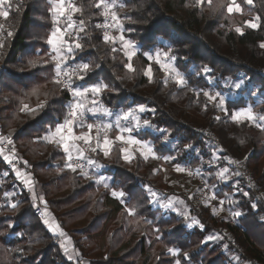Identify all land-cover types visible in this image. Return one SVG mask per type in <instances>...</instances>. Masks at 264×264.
Segmentation results:
<instances>
[{
	"label": "trees",
	"instance_id": "1",
	"mask_svg": "<svg viewBox=\"0 0 264 264\" xmlns=\"http://www.w3.org/2000/svg\"><path fill=\"white\" fill-rule=\"evenodd\" d=\"M52 1L9 0L8 17H0V121L6 133L13 130L20 170L36 189L42 188L40 197L35 192L37 203L47 211L49 222L57 221L70 237L74 257L56 241L49 222L35 216L32 192L24 189L15 172L7 170L3 154L0 264H264V167L260 169L258 159L264 155V132L250 122L231 120L234 110L252 104V97L248 103L240 92L237 99L227 98L228 108L218 115L216 105L203 95L210 89L222 94L221 82L227 80L233 82L231 89L244 81L250 86L256 82L261 88L259 96L264 93V48L260 47L264 43V0H253L251 5L236 0L243 14L248 11L261 18L258 28H246L242 35L220 26H229L224 15L213 13L221 0H211V4L203 0L200 5L196 0H114L124 37L138 48L132 72L125 67L124 52L111 50L120 49L121 43H105L102 29L95 26L104 20L101 9L94 7L97 0H73L83 10L74 13L73 20L85 22V31L79 33L84 47L75 49L74 59L67 64L91 65L83 80L73 78V86L108 85L97 99L111 113L136 114L142 106L145 110L138 116L148 125L137 136L154 143L156 158L147 160L137 156L126 161L117 144L107 158L96 152L91 158L108 167L101 172L106 179L101 184L71 171L63 147L45 140L50 129L65 121L72 103L70 93L54 83L55 61L47 43L53 24ZM235 18L243 22L245 17ZM160 39L169 43L177 70L185 77L184 86L165 83L159 65L147 59L157 46L165 48L166 43L157 44ZM149 65L152 82L145 75ZM205 67L210 69L211 83ZM250 86L241 91L248 93ZM25 104L36 111L25 109ZM89 121L94 118L90 116ZM165 135L170 139L167 142ZM216 152L217 158L213 156ZM165 157L173 162H164ZM212 159H218L222 167L233 165L239 173L235 179L238 189L234 184L231 188L238 194L231 195L229 189L225 197L224 186L216 191L223 199H238L236 207L235 203L227 205L241 213L236 216L238 226L217 222L208 208L192 205L191 199L187 201L190 217L197 220L192 227L184 217L152 206L147 191L162 193L169 188L163 166H192L208 172L206 163ZM238 161L243 163L241 170ZM245 167L253 172L249 182L242 175ZM104 184L110 189L100 186ZM113 191L125 193V206L135 209L133 215ZM174 195L183 198L182 193ZM210 235L223 239L207 242Z\"/></svg>",
	"mask_w": 264,
	"mask_h": 264
},
{
	"label": "snow or ice",
	"instance_id": "2",
	"mask_svg": "<svg viewBox=\"0 0 264 264\" xmlns=\"http://www.w3.org/2000/svg\"><path fill=\"white\" fill-rule=\"evenodd\" d=\"M209 4H211V0H208ZM245 2L249 5L253 3V0H245ZM203 3V0H196V4L200 5ZM9 4V0H0V17L7 18L9 15L8 9L5 8V5ZM95 8L101 9V15L105 17V22L103 24H97L95 25L97 28H104L106 31L103 35V40L105 43H112L113 45L116 44L117 40L121 43V48L117 49L116 47H113L111 50L113 52H117L118 50H122L124 52V55L127 58L128 63L125 65L127 70L129 72L134 71L132 65V59L137 54L136 53V46L134 43L130 40H126L123 35V28L121 25L120 17L117 15V11L115 10L117 8V5L114 3V0H97V2L94 5ZM219 7L224 8L225 4L223 3V0H221V3L219 4ZM227 12L229 14L236 12L241 13L242 9L241 6L236 2V0H230V3L227 4ZM82 8L76 6L73 3V0H55V4L53 7V15L55 20L58 22L61 17H64L67 26L61 30L59 27H57L52 33L51 37L48 39L47 43L52 46V50L55 53V55L52 57V59L55 61V72L56 76L54 78V83L58 85H62L64 88L68 89L74 98H80L76 99L72 104L69 105V111L67 114V117L63 124H58L54 130V132L50 129V136L45 137L49 140V142H57L62 147L64 152L67 156V167L71 169V171L76 172L77 169H80L82 174L85 176V178H89L88 172L85 171V163H82L81 161L86 160L87 165L96 166V161L92 159L91 157H85V151L95 152L97 147H100L101 143L103 145V153L105 157L109 155L110 152V145L112 144V141L110 140L108 136V132L112 129L113 125L111 124H103L98 125L94 123H87L84 119L85 114L87 112H91L93 115L97 114L99 111H101V106L99 102L95 99L96 96H98L102 91L106 90L108 88V85L100 83L96 85H92L83 89L80 88H73L72 86V77L75 76L76 78L83 80L84 76L87 74L88 71L91 69V65L88 63H80L77 64L75 67H69L64 68L63 65L67 63L68 59H74V50L75 49H82L84 45L81 43V37L79 36V33L85 31V22L83 20H80L79 23L73 21V14L77 12H82ZM261 18L259 16L255 17V21H259ZM255 21H247L245 22L247 27L249 28H258L259 24ZM2 27V26H0ZM71 29L72 31H69ZM108 29H113L118 32H120L119 37L113 36L109 34ZM237 33H240L241 35L242 30L240 27H237L236 29ZM9 36L12 35L11 32L8 33ZM0 47H3V44L0 43ZM261 48H264V43L260 45ZM164 56L168 59H171L167 56V53L164 54ZM147 59L149 61L155 59V62L160 65V68L166 73V80L165 83H167V77L170 75V78L178 85V86H184L186 84V81L184 77L180 74L179 71H177L175 68H173L170 64L162 61L161 54L156 53L155 57L148 56ZM205 73L209 72L210 69L205 67L203 69ZM145 75L148 76L149 82H152V74H151V65L147 68L145 71ZM240 85L237 84L236 87L238 88ZM88 93L92 94V98L88 97ZM33 94H37V90H34ZM199 95V93H197ZM203 95L207 98L209 102H214L217 100V97L220 96L219 93L212 94L207 91L203 92ZM85 101H88L91 104V107H87ZM219 105L223 107L224 100L223 98L219 99ZM37 107H43L42 104H38ZM205 105V109H206ZM25 109H28V105H24ZM29 111H36V109H28ZM145 109L141 106L139 108V111H144ZM103 114L110 115V111L107 108L102 109ZM130 118L135 119L133 112H125L123 113L121 119L123 120H129ZM219 119V117H217ZM231 119L234 122L241 123V122H252L254 123L258 128H260L262 131H264V124L260 123L264 121V114H257L253 111L251 107H248L246 109L236 111L231 115ZM145 125H148V121H144ZM139 125V122L137 121V126ZM86 128V132H81L79 134L75 133V128ZM116 127L120 130V135H117L115 137V140L122 142L125 145H141L142 147L147 148V151L150 153L151 148L147 145H142V142L132 138L131 136L125 138L123 133H131L132 128H129L127 126H121L119 124V121H117ZM93 129L96 130V137L95 142L96 146H92V140L94 139L92 136ZM59 138L58 140L56 138ZM5 141H7L8 144H12L13 141L8 139L7 137H0V144H3ZM83 142V145L87 146V149L82 148L79 144L76 142ZM73 149L75 150L76 156L75 159L73 157ZM125 153L124 159L126 161L130 162V156L131 152L129 151V148H123L121 149ZM5 152V149L3 147H0V155H3ZM141 155H144L143 152H141ZM156 158V157H154ZM5 159L8 160L9 163H11V160L8 158V156H5ZM165 160H169L171 158L165 157ZM176 170L178 172L184 171V169L177 166ZM228 169H223L219 175L221 178H224L225 173H227ZM239 175V173H237ZM105 187H108L107 184L104 185ZM115 197H124L125 193L123 191H113L112 193ZM152 195H155V193H152ZM244 195H248L247 193H244ZM213 199L215 197H212ZM223 201H221V204ZM165 207H168L170 205H163ZM13 208L16 207V205H12ZM255 207V205H253ZM135 209H129V214H134ZM235 216L241 215L240 212H235ZM45 223H48L46 220ZM52 231H57L59 228V225L50 226ZM61 236L64 235L63 232L59 233ZM172 255H177V251L175 249H169L168 250ZM176 264H179V261L176 262Z\"/></svg>",
	"mask_w": 264,
	"mask_h": 264
},
{
	"label": "rangeland",
	"instance_id": "3",
	"mask_svg": "<svg viewBox=\"0 0 264 264\" xmlns=\"http://www.w3.org/2000/svg\"><path fill=\"white\" fill-rule=\"evenodd\" d=\"M226 6H227V4H225L224 8H221V7L219 8V4H216L215 5L216 8H214V10H213V13H215L216 15L217 14L224 15V18H227L229 20V26H226L224 24L220 25L223 30H234V31H236L235 29L237 27H240L242 32H244V30L246 28H249V27H247L245 22H247V21H255V17L256 16L254 14L251 15V13L248 12V11L245 12L244 14H243V12H241V13L233 12V13L229 14L227 12V7ZM207 13H209V11H207ZM242 15H244V17H245L243 22H241L240 19L235 18V16H242ZM103 18H104V16H103ZM255 22H257V21H255ZM221 23H222V21H221ZM54 25H55L54 26V30L57 27H59L61 30H63L67 26V22H66L64 17H61L58 22L54 18ZM121 25H123V22H121ZM70 30L71 29H69V31ZM117 35H118L117 37H119L120 32H118ZM124 38L127 40L126 37H124ZM158 41H160V42H157V44L165 46L164 43H166V42H163L164 40L160 39ZM118 42L120 43L119 40H118ZM167 43H166L165 48H159V47H162V46H157V48H155V50L152 53L147 54V57L148 56L155 57L156 53H160L162 61L170 64L173 68H175L177 70V67L175 65V61L176 60H175V58L172 55L171 49H170V47L168 45L169 43L168 44ZM136 52H138V48H136ZM165 53H167V56L170 57L171 59L166 58L164 56ZM151 61L155 62V59H153ZM159 67H160V65H159ZM161 71H162V73H163V75L165 77V80H166V73L162 69H161ZM151 74H152V72H151ZM207 75L208 74L206 73V76ZM184 79H185V77H184ZM207 79L211 83V79L209 78V76H207ZM243 79H245V78H243ZM244 82L237 83L240 86L237 88L236 87L237 84H236L234 89L230 88L231 84L233 83L231 80H227L225 82H221L222 83L221 86L223 87L222 94H220V96L217 97L218 101L216 100L214 102H210L212 105H216V111L218 112V115H221L222 113H224L226 111V109L228 108V105L225 102V101H227V98L237 99L238 96L240 95V93H243V95H245L243 97V99H245L246 103H248V101L252 97V104H247L245 107L240 108V109H238L236 111H240V110L246 109L248 107H251L255 113L264 114V93L262 95L260 94V96H259V93L261 92V88H259L260 86H257L256 82H252L251 86L248 85V82L246 84H244ZM167 83H170V84L174 83V81L170 78V75L167 77ZM247 86H250L248 93L244 92V91H241L242 88L245 89ZM208 92L212 93V94L218 93L214 89L213 90L210 89V90H208ZM97 97L98 96L95 97L96 100H97ZM90 98H92V94H90ZM220 98H223V100H224L223 107H221L219 105V99ZM90 107H91V104H90ZM236 111L234 110V112H236ZM125 112H128V111L120 112L119 114L116 115V117H114V116L108 117V115H105V114H103V116H98V113L95 114V115L92 114V116H94L93 117L94 121H90V122H89V117L90 116L87 115V119H88L87 123H94V124L95 123H106V124L113 125L112 129L108 132V136H109L111 141H116L119 144H121L122 148H126V147L129 148V151L131 152L130 159H133L134 156H142V157H145V158L151 157L152 153H153V151H152L153 145H151V144H149V145H148V143L144 144V145H147L148 147L151 148V152L149 153L147 151V148L142 147L141 145H131V146H129V145L123 144L120 141L115 140V137L117 135L121 134L119 128L116 127L117 121H119V124L121 126H127L129 128H132L130 126L131 123H130L129 120H124L123 121V119H121L123 113H125ZM241 123H244V122H241ZM250 123H252V122H250ZM260 123L264 124V121H262ZM252 125L257 130L262 131L254 123H252ZM76 129H77L76 134H79L81 132H86L87 131L86 128L76 127ZM123 135L125 136V138H127L129 136L134 138L131 133L125 132V133H123ZM92 136L94 138L92 140V145L96 146V142H95L96 130L95 129H93V131H92ZM165 138L167 139V141L170 140L168 138V135H165ZM102 149H103V145L101 143L100 147H97V149L95 151V155H96V152H99L100 154L105 156ZM141 152H143L144 155H141ZM217 154H218V152H216L213 156L215 158H217L218 157ZM258 154L260 155L259 150H258ZM123 156H125L124 152H123ZM258 159H261L259 165L261 167L260 169L262 170V168L264 167V155H263V157L259 156ZM212 160H213L212 162L207 161V163H206V169H207L208 172H206V171L202 172L200 170V168H193L192 166H187L186 168L180 167V168L184 169V171H181V172H178L176 170L177 166L164 167L163 168V176H164V180L166 181V183H168V186L170 187L169 193H171L172 191H174V193L175 192L176 193H182L184 198L187 197L186 198L187 200L183 201V198H180V196H176L173 193V197H171V198H169V197L166 198L164 196V200L163 201L166 202L165 205H170L168 207L170 209H173V211L176 214L182 215L184 217L186 216L185 219L188 220V221H190L191 218H190V214H189V210H188L190 205L188 206L187 201L191 199L192 205L195 206V205H198L200 203L204 207L208 208L211 211V213H212V217H214L217 220V222L219 220H223V221H225L226 223H228L231 226H234V227L238 226L237 225L238 222L236 221V216L234 215V212H233L234 209H232L233 207H236V205L238 203V199H234V198L233 199L232 198H228V200L227 199H223L216 193V191H218V187L219 188H221L223 186L227 187L226 188V192H225L226 194H224L225 197H227V195H228L227 191L232 188V184H234L235 189H238V182H236L235 179L236 178H240V177L237 176L238 172H235L233 170V165L228 164L227 166L222 167L221 165L216 163L217 161H219L218 159H212ZM227 160H228V162L231 163V159L230 160L227 159ZM238 164L239 165L238 166L236 165V166L238 167V169L241 170V168L243 167V163H240V161H238ZM253 168L254 167L252 165V169ZM223 169H228V171H227V173H225L224 178H221L219 173ZM188 170H191V172L188 171ZM194 172L197 174L196 176H194V174H193ZM242 175L246 179V181L249 182L252 179L253 172L248 167H245L244 170H242ZM196 177H199L201 180L199 178H196ZM89 178L91 180L90 176H89ZM214 178H215V180H214ZM212 179H213V181H211ZM216 181H217V183H216ZM232 190L233 189H231V192H230L231 195H232V193H233L234 196L236 195V193L238 194L237 190H235V192H232ZM152 193H153L152 191L148 190L149 196L154 201L155 195H152ZM212 197H215V198L213 199ZM221 201H223L222 204H221ZM231 203L232 204L235 203L234 206L231 209H229V208L227 209V207H228L227 205H231ZM170 212H172V211L170 210ZM194 225H197V223H194V222L191 223L190 227H192ZM241 231H242V233L244 232V230H241ZM214 238H215L214 235H210L208 237L207 242H209L210 240H212ZM215 239L222 240L223 237L222 236H219V237L216 236ZM97 241L100 242V239H97ZM152 245L153 244L150 243L151 250H152V247H153ZM247 264H251V263H247Z\"/></svg>",
	"mask_w": 264,
	"mask_h": 264
},
{
	"label": "crops",
	"instance_id": "4",
	"mask_svg": "<svg viewBox=\"0 0 264 264\" xmlns=\"http://www.w3.org/2000/svg\"><path fill=\"white\" fill-rule=\"evenodd\" d=\"M54 4H55V1H52V10H51V14H52V29H51V32H50V35L48 36V39L51 37V33L54 31V15H53V7H54ZM5 8L7 9V7H6V5H5ZM73 21H75V20H73ZM76 22V21H75ZM78 24V23H77ZM100 24V23H99ZM101 29V28H100ZM70 31H72V30H70ZM117 33H118V31H115V30H113L112 32H110L109 34L110 35H117ZM102 34H103V32H102ZM104 35V34H103ZM115 35V36H116ZM75 51V50H74ZM48 52H49V54L53 57L54 55H55V53L53 52V50H52V46L51 45H49L48 44ZM137 53V52H136ZM67 64V63H66ZM71 65V64H70ZM86 87H89V86H86ZM86 87H83V88H86ZM73 88H76V87H74L73 86ZM83 88H80V89H83ZM90 94L91 93H88L87 95H88V97L90 98ZM71 95V94H70ZM72 96V95H71ZM72 98V103L76 100V99H80V98H76V99H74V97L72 96L71 97ZM97 101H98V99H97ZM99 102V101H98ZM85 103H86V106L87 107H90V103L88 102V101H85ZM101 106V105H100ZM140 107H138L137 109H139ZM102 109H103V107H101V111H99L98 112V116H103V111H102ZM120 112H123V110H119L117 113H111L110 115H108V117H110V116H114V117H116V115L117 114H119ZM139 112V111H138ZM138 112L136 111V114L135 113H133V115H134V117H135V119H132V118H130L129 119V121H130V126L132 127V132H131V134H132V136L135 138V139H137V140H139V141H141L142 142V144L144 145V144H147L148 143V145L149 144H151V145H153V147H152V151H153V153H152V156L151 157H155V153H154V143L152 142V141H150V140H145V141H143V140H141V137H138L137 136V134L139 133V131H141V130H146L147 129V125H145L144 123H142V121H141V119L139 118L140 116H138ZM89 114H85L86 115V117H87V115H89V116H91V117H94V116H92V113L91 112H88ZM87 121H88V119H87ZM124 121V120H123ZM122 121V122H123ZM137 121L139 122V125L137 126ZM90 122V121H89ZM121 122V123H122ZM61 124H63V123H61ZM146 126V127H145ZM56 128V127H55ZM55 128L54 129H51V131L52 132H54V130H55ZM77 132V129L75 128V133ZM9 133L10 134H12L13 135V130H11V131H9ZM48 136H50V130L46 133V135H45V137H48ZM57 140L59 139L58 137L56 138ZM45 140H47V141H49L48 139H46L45 138ZM164 140H165V142H167V139L165 138V136H164ZM53 143H55V144H58L57 142H53ZM114 144H117L118 146H119V149H120V151H121V149H123L122 148V145L121 144H119L118 142H116V141H112V144L110 145V152H109V155H110V153H111V151H112V147H113V145ZM121 154H122V156H123V151H121ZM102 155V154H101ZM108 155V156H109ZM103 156V155H102ZM107 156V157H108ZM104 158H107V157H105V156H103ZM135 157H137V156H134L133 157V159L135 158ZM140 157H142V156H140ZM151 157H148V158H145V157H142L143 159H145V160H147V159H149V158H151ZM123 158H124V156H123ZM130 160H132V159H130ZM96 161V160H95ZM163 161L164 162H168V163H171V162H173V161H170V160H165V159H163ZM164 167H169V166H163L162 167V171H163V168ZM105 169H108V167L107 166H105V165H103V163H100L99 161L97 162L96 161V166H91L90 167V173H89V176L91 177V180L93 181V182H96V183H98V184H101V183H103V181L104 180H106L105 179V175H103V174H101V172H102V170H105ZM94 171V172H93ZM248 172V171H247ZM27 179V178H26ZM22 181V180H21ZM28 183H29V185L28 186H26V183L25 184H23V186H24V189H26V191H30V192H32V200H33V203L35 204V206H36V203L38 202V200H39V198L36 196V194H35V192L37 191L38 192V194H39V197H40V192H41V189L42 188H37L36 189V187H35V184H32V182L31 181H28ZM168 184V183H167ZM105 185V184H104ZM104 185H100V186H102L103 188H105V189H110V185L108 184V187H105ZM23 188V187H22ZM34 188H35V191L33 192V190H34ZM169 190H170V187L167 189V190H165L164 192H162V193H156V192H154V191H152L153 193H155V199H154V201L151 199V197L149 196V194H148V196L150 197V199H151V202H152V206L153 207H156V208H159V209H161L164 213H174L175 214V212L173 211V209H170L169 207H165V206H163V205H165V201H163L164 200V196L166 197V198H171V197H173V193H174V191H172L171 193H169ZM151 191V190H150ZM148 192V191H147ZM165 194V195H164ZM115 197V196H114ZM116 198H118V200L122 203V204H124V206H125V203H124V197H116ZM181 198V197H180ZM186 198V197H185ZM185 198L183 197V201H185ZM38 199V200H37ZM41 199V198H40ZM125 208H126V210H128L129 211V209L125 206ZM170 210L172 211V212H170ZM189 210V209H188ZM189 214H190V211H189ZM130 215H133V214H130ZM177 215H179V214H177ZM179 216H182V215H179ZM182 217H184V216H182ZM186 217V216H185ZM184 217V218H185ZM191 218V217H190ZM187 222L189 223V224H191V223H197V220L195 219V218H191V220L190 221H188L187 220ZM55 225H58V223H57V221H52V222H49V224H48V226H49V228L51 229V227L50 226H55ZM51 231H52V229H51ZM56 236H57V242L62 246V248L66 251V252H68V253H70V256H71V254H72V251H73V249H72V246H71V240H70V237H66L65 236V232H63V231H61V229H59L58 228V230L57 231H52ZM60 232H63L64 233V235L63 236H61L59 233ZM73 257L74 256H71V258L73 259Z\"/></svg>",
	"mask_w": 264,
	"mask_h": 264
},
{
	"label": "built area",
	"instance_id": "5",
	"mask_svg": "<svg viewBox=\"0 0 264 264\" xmlns=\"http://www.w3.org/2000/svg\"><path fill=\"white\" fill-rule=\"evenodd\" d=\"M105 22V17H104V20L101 24H103ZM102 29V32L104 34V32L106 31V29L104 28H101ZM107 31L112 32L113 29H108ZM64 68H69V67H75L74 65H70V64H64L63 65ZM75 76L72 77V80ZM62 86V85H61ZM72 86H73V83H72ZM63 89L67 90L71 95L72 93L64 88L62 86ZM73 96V95H72ZM76 99V98H74ZM72 104V103H71ZM85 121L87 122V117L85 115L84 117ZM95 124H98V125H103V124H106V123H95ZM0 137H7L8 139L12 140L13 141V136L12 134L10 133H6L3 129V125L0 121ZM77 144H79L82 148H85L87 149V146L83 145V142H76ZM1 147H3L5 149V152L4 154L6 156H8V158L11 160V163L8 162L7 160V170L8 171H12V172H15L16 174V177L19 178L20 180H22V183L25 184L26 183V186L29 185L28 183V180L26 179V176L23 174V171L20 170V166H19V162H18V159L16 158V155H15V147H14V142L12 144H8L7 141H5L3 144H0ZM93 146V145H92ZM95 155V152H90V151H85V157H93ZM75 156H76V153H75V150L73 149V157L75 159ZM82 163H85V171L88 172V175L90 173V167L91 165H87L86 164V160L85 161H81ZM186 168V167H185ZM77 171L82 174L81 170L80 169H77ZM191 172V170H188ZM194 176H196L197 174L194 172L193 173ZM83 175V174H82ZM196 178H199V177H196ZM200 179V178H199ZM201 180V179H200ZM34 214L35 216L42 222L45 223V221L47 220L49 222V217H48V214L45 210V208L43 207V205H41V203H36V206H35V210H34Z\"/></svg>",
	"mask_w": 264,
	"mask_h": 264
}]
</instances>
